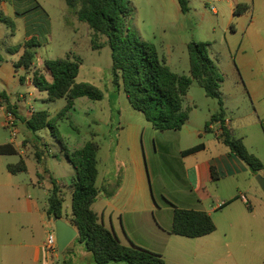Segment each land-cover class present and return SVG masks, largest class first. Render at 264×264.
Wrapping results in <instances>:
<instances>
[{
  "label": "rangeland",
  "instance_id": "rangeland-1",
  "mask_svg": "<svg viewBox=\"0 0 264 264\" xmlns=\"http://www.w3.org/2000/svg\"><path fill=\"white\" fill-rule=\"evenodd\" d=\"M188 1L190 10L183 14L177 0H131L134 13L127 21L128 28L142 39L154 43L160 58L166 59L167 65L174 73L190 77L188 46L192 42H204L211 45V56L217 60L223 74V93H231V89L238 84L258 86L260 91L253 95V99L244 93L242 97L237 98L234 105L229 104L228 116L232 119L235 136L240 138L241 135L235 131L237 128L241 132H247L248 140H243L244 144L249 145L248 150L251 153L259 154L264 164V130L262 127L258 129L250 125L259 121L258 115L264 120V4H261L264 1L256 0L255 10L246 12L241 17H234L231 0ZM15 11L26 12V16L17 19ZM3 12L15 21L14 36H11V28L0 22V35L8 36L5 40L8 47L22 43L26 39L28 23L31 25V33L38 36L41 43L35 62L50 82L52 78L45 69V62L65 58L71 53L83 59L77 82L91 83L104 94L101 101H93L88 97L79 98L73 109L58 117L57 114L66 105L65 99L44 104L39 98L44 96L48 99L47 93L31 96L28 87L19 84V76L16 85H11L10 89L5 88L10 99L11 93L24 94L25 98L32 97V101L38 99L35 103L36 109L30 105L26 112L46 109L50 112L51 119L58 117L55 123L53 121L57 128L55 136L51 134L50 129H45L47 133L38 132L32 141L38 146L37 149L46 150L40 162L36 157L35 148L31 146L26 151L27 156L10 157L12 163L25 159L28 171L21 178L29 182L44 180L43 185L36 188V195L42 205H46L52 189L51 177L60 180L66 178L68 183L71 181L68 166H72L67 160L62 144L55 137L60 135L69 150L94 139L100 145L101 160L102 156L112 155L118 141L127 144L133 127H138V143L143 148L144 163L149 174L150 193L148 192L147 196L152 198L153 194L158 206L153 218L148 215L149 222L154 221L156 225L159 222L164 229L170 230L173 220L171 204L182 205L183 197L189 193L176 138L178 132L156 131L141 112L132 108L125 92L122 90L119 93L113 83L112 52L107 38L101 36L100 42L105 46L94 50L93 32L69 10L66 0H11V4L8 3ZM4 68L5 76L12 77L11 66L5 65ZM26 76L28 77V74ZM224 99L230 101L229 98ZM18 100L19 97L16 101ZM191 105L199 107L198 115H194L199 123L206 119L210 111H219L218 101L208 98L197 81H193L185 99V108L189 109ZM2 121L0 117V124ZM245 125L251 127L244 130L242 127ZM117 127H120V138ZM11 136L9 129L0 126V143L11 139L21 142L25 138L23 132L17 137ZM209 138L215 140L212 134ZM189 143L183 142V146ZM81 146L79 145V149L83 148ZM112 162L115 163V159ZM214 189H217L216 185L213 191ZM230 195L231 188L227 182L220 185L219 199L227 201ZM215 205L216 201L209 200L208 210ZM65 210L71 211L70 198L65 202ZM251 212L241 200L212 212L216 231L197 239L174 236V241H171L168 248L169 255L182 260L184 264H198L205 256L206 259L214 257L213 249L224 245H247L257 249V255L240 251L239 264H264V208H258L255 216ZM144 227H147L144 232L150 231V224L145 222ZM129 234L131 239L142 247L157 249L151 244L153 236L142 232L136 235L132 231H129ZM177 243H185L187 251L176 252ZM74 244L82 245L78 242ZM59 255L58 264H64L63 252ZM42 264H50L45 255Z\"/></svg>",
  "mask_w": 264,
  "mask_h": 264
},
{
  "label": "trees",
  "instance_id": "trees-1",
  "mask_svg": "<svg viewBox=\"0 0 264 264\" xmlns=\"http://www.w3.org/2000/svg\"><path fill=\"white\" fill-rule=\"evenodd\" d=\"M177 1L181 12L187 14L190 10L189 1ZM0 3H11V0H0ZM66 3L69 10L77 15L78 20L87 24L93 32L94 50H100L105 46L100 42L101 36L107 38L112 52L115 87L118 91L125 92L132 108L141 112L156 131H180L186 125L190 118V109H186L184 103L193 81L199 83L207 97L218 101V114L212 116L210 122L216 119L224 122L225 107L221 91L224 77L217 60L211 56L210 44L190 43L188 46L190 77L179 75L170 69L165 58H160L154 43L142 39L128 28L127 21L134 13L131 0H66ZM249 8L248 4L241 3L237 5L235 15L240 16ZM25 14L26 12H23L21 15ZM0 22L15 32L14 20L1 10ZM40 48L39 37L32 35L23 43L10 47L8 51L12 55L23 51L20 59L13 63L15 71L23 69L26 75L31 74L35 87L47 93L49 102L66 100L65 107L57 114L58 117L73 109L79 98L103 100L104 94L98 87L88 82H77L83 64V59L77 55L69 53L65 58L47 60L44 66L52 78L50 82L44 71L35 66ZM26 75L20 77L21 83H25ZM0 98L6 97L0 93ZM9 111L15 115L12 106L9 107ZM57 116L51 119L48 110H38L32 113L26 126L34 135L50 129L51 134L55 136L57 128L53 121L56 122ZM55 138L62 144L75 175L68 185L51 177L52 189L45 207L48 218L69 220L79 232L77 241L85 246L96 264H168L161 254L133 244L130 246L122 244L118 236L100 221L94 211L93 206L98 201L100 193L97 187L99 143L92 139L83 148L71 151L60 135ZM222 139L231 153L246 163L254 174L264 170L263 162L248 150L242 138L235 136L234 130L223 127ZM203 147L204 145H199L190 148L183 151V154L196 153ZM17 154L18 150L13 144L0 145V155ZM43 156L44 150H38L36 157L39 162ZM27 170L24 158L17 164L8 165V171L12 174ZM212 171L215 178V169ZM68 195H71L70 213L65 210ZM231 203L230 201L223 203L220 210ZM171 205L173 221L169 234L197 239L216 231V224L208 213ZM70 248L68 247L65 252Z\"/></svg>",
  "mask_w": 264,
  "mask_h": 264
},
{
  "label": "crops",
  "instance_id": "crops-1",
  "mask_svg": "<svg viewBox=\"0 0 264 264\" xmlns=\"http://www.w3.org/2000/svg\"><path fill=\"white\" fill-rule=\"evenodd\" d=\"M241 3L250 6L247 12L255 10L257 6L256 0H231L230 4L233 8L234 17H236L235 9L237 5ZM261 4L263 5L264 2ZM7 5L8 3H0V10H5ZM17 12L18 11H15V17L17 19L26 16L21 15L22 13L19 15ZM243 14L239 17L243 16ZM27 30L26 39L33 35L30 31L31 25L29 23L27 25ZM11 36H14V32L11 33ZM7 37L8 36L2 37V35H0V93L6 97L5 99H0V101L3 102V104L0 103V117L3 119L0 126L9 129L6 127L5 123L7 112L9 111L8 109L12 106L15 113L16 137L23 132L25 138L21 142H16L11 139L0 143V145L11 143L18 150L17 155H0V264H42L44 255L48 260L47 254L44 251V243L51 225H54L53 219H49L45 212L46 205H42L40 198L36 195V188L43 185L44 180H42V182H35L34 180L29 182L21 178L25 172L12 174L8 171L9 164H17L12 163L10 157L19 155L27 156L26 151L29 146L35 148V153H37L38 150L40 151L39 148L37 149L38 146L32 142L36 135L32 134L26 126V122L32 115L29 110L26 112V109H28L30 105H32L33 109H36L35 103L38 99L32 101V97L25 98L24 94L16 95L14 93H11L12 99H10L5 88L10 89L11 85H16V79L17 76H19V84L27 86L31 96L35 94L42 95L43 93L35 88L31 74L28 75L25 83H21L20 77L26 75L25 71L21 69L19 72H16L13 63L20 59L23 51L15 55L10 54L8 51L10 47H8L6 42L4 43ZM4 64L11 66L12 77L11 75L9 77L5 76ZM35 66H38L36 62ZM22 71L24 73H22L23 75L21 74ZM121 91L122 90H120L119 93H121ZM259 91L260 89L258 86L255 87L253 84H238L231 89V93L225 94V92H222V99L225 107L224 122L219 119L210 122L212 116L218 114V110L216 109L214 113L210 111V114L206 115V119H204L202 123H199V121L196 120L197 118H194V115H198L199 107L196 105H191L189 107L190 118L186 125H184L180 131H177L178 134H176L186 183L189 189V193L182 199L183 204L179 207L204 211L213 219L212 212L220 210L223 203L230 201L232 202L231 204H233L238 200L242 201L241 197L245 196L249 201L247 206L249 210L252 211V215L255 216L258 208H264V192L256 180L259 174L264 177V170L254 174L246 163L235 154L231 153L230 148L224 144L222 139L223 127H227L231 130L235 129L232 119L228 116V105H234L237 98L242 97L244 93L253 99V95L255 96ZM18 97L19 100L16 101ZM224 98H229L230 101L228 102ZM39 99H41L44 104L49 102L44 96ZM38 110L46 109H37L35 111ZM20 111H22V113H19ZM258 120V122L250 125L258 129L262 127L264 130V120H262L259 115ZM209 122L210 124L207 125ZM245 126L242 127L244 130L251 127L249 125ZM139 129L138 127H133L128 136L127 144L126 142L118 141L114 152H111L112 155L102 156L100 160L99 151L97 187L100 193L98 201L94 204L93 209L100 218V221L118 236L122 244L127 246L133 244L142 247L140 243L131 239L129 231L134 232L136 235L141 232L146 233L153 236V243L151 244L153 248L157 249H145L163 255L168 264H184L182 260L171 257L168 252L169 245L171 241H174L173 237L176 235L169 234V230L164 229L159 222L158 225H156L154 221H152V223L149 222L148 215L153 218L158 206L154 200L153 194H151L152 198H148L147 196L148 192L150 193L149 174L147 166L144 163L143 148L140 147L138 143ZM9 130L12 135V129ZM116 130L120 138V127H117ZM235 131L241 134L240 138L248 140L247 132H241L239 128ZM43 132L47 133L45 130H43ZM210 134L214 135L215 140L209 138ZM96 136L97 135H95V137ZM11 137L14 138L13 135ZM186 141L190 143L183 146V142ZM79 145L81 146V144ZM79 145L71 151L79 149ZM84 145L85 142L82 143V146ZM199 145H204V147L196 153L189 155L183 154V151ZM246 147L249 149L248 144H246ZM45 153L46 150H44V154ZM253 154L261 159L259 154L254 152ZM113 159H115V163L112 162ZM72 169L73 168L68 166L70 180H72L75 175ZM213 169H215L216 172L215 178L213 176ZM57 180L67 185L71 183V181L68 183L66 178ZM225 182H227V185L231 188V195L227 201H222L219 199V188L220 185ZM214 185L217 186V189L213 191ZM67 198L71 199V195H68ZM151 199H153L154 202ZM209 200L213 202L216 201L215 207H212L210 211L207 207ZM65 220L69 222V220ZM145 222L150 224L149 232H144L145 228H147L144 227ZM152 224L154 226H151ZM77 238L69 246L71 248L63 252L62 257L64 264H96L83 244L80 246L74 244L78 242ZM186 247L185 243H177L175 249L176 252L182 253L187 251ZM212 251L214 252V257L206 259L205 256L198 264H239L238 258L240 251H248V253L251 252L249 254L257 255L258 250L252 249L251 246L247 245H224Z\"/></svg>",
  "mask_w": 264,
  "mask_h": 264
},
{
  "label": "built area",
  "instance_id": "built-area-1",
  "mask_svg": "<svg viewBox=\"0 0 264 264\" xmlns=\"http://www.w3.org/2000/svg\"><path fill=\"white\" fill-rule=\"evenodd\" d=\"M0 103H3V102L0 101ZM33 112L35 111H32V113ZM5 125L7 128L12 129V135L13 137H16L17 130L15 128V116L10 111L7 112V119H6ZM241 199L246 204H249V201L245 196H242ZM44 251L47 254L50 264H58L60 250L58 247L57 232L55 229V225H51L50 230L47 233L46 240L44 243Z\"/></svg>",
  "mask_w": 264,
  "mask_h": 264
},
{
  "label": "water",
  "instance_id": "water-1",
  "mask_svg": "<svg viewBox=\"0 0 264 264\" xmlns=\"http://www.w3.org/2000/svg\"><path fill=\"white\" fill-rule=\"evenodd\" d=\"M256 180L264 192V177L259 174L257 175ZM53 222L57 232L59 250L60 252H64L71 245V243L79 237V232L76 227L63 218L54 217Z\"/></svg>",
  "mask_w": 264,
  "mask_h": 264
}]
</instances>
